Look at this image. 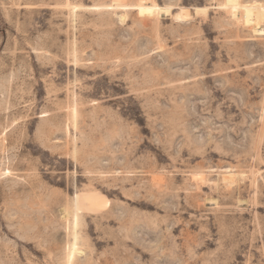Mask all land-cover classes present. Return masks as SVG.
I'll return each instance as SVG.
<instances>
[{
    "label": "rangeland",
    "instance_id": "1",
    "mask_svg": "<svg viewBox=\"0 0 264 264\" xmlns=\"http://www.w3.org/2000/svg\"><path fill=\"white\" fill-rule=\"evenodd\" d=\"M238 3L0 0V264H264V0Z\"/></svg>",
    "mask_w": 264,
    "mask_h": 264
},
{
    "label": "bare ground",
    "instance_id": "2",
    "mask_svg": "<svg viewBox=\"0 0 264 264\" xmlns=\"http://www.w3.org/2000/svg\"><path fill=\"white\" fill-rule=\"evenodd\" d=\"M142 2V1H141ZM226 5L230 8V13L233 16V18L236 19V14L238 13V10L240 8V4L238 3V0H226ZM257 5V4H256ZM139 14L141 15H152L154 14L153 11L154 9L144 5V2H142V4H139L137 7ZM201 9H195L196 12H199ZM160 11V10H159ZM204 11V10H203ZM155 12V11H154ZM180 15V14H179ZM182 16V15H181ZM181 16L176 17L178 20H181ZM85 203L88 205L89 208H93L94 205H92L91 203L93 202L97 208L98 206V200L96 197H92V196H86L83 198ZM76 200H79V198L76 197ZM95 201V202H94ZM77 202V201H76ZM75 202V203H76ZM77 207V206H76ZM94 209V208H93Z\"/></svg>",
    "mask_w": 264,
    "mask_h": 264
}]
</instances>
